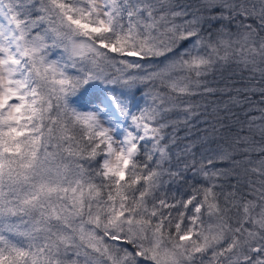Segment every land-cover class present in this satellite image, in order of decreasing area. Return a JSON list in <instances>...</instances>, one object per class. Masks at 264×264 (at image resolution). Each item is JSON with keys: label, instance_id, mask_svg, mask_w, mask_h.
I'll return each mask as SVG.
<instances>
[{"label": "snow or ice", "instance_id": "obj_1", "mask_svg": "<svg viewBox=\"0 0 264 264\" xmlns=\"http://www.w3.org/2000/svg\"><path fill=\"white\" fill-rule=\"evenodd\" d=\"M229 59L264 80V0H0V264H264V115L174 169L164 131Z\"/></svg>", "mask_w": 264, "mask_h": 264}, {"label": "trees", "instance_id": "obj_2", "mask_svg": "<svg viewBox=\"0 0 264 264\" xmlns=\"http://www.w3.org/2000/svg\"><path fill=\"white\" fill-rule=\"evenodd\" d=\"M177 2L195 3V0H177ZM68 71L75 73L74 69ZM108 71L110 75H116L115 68L110 67ZM206 80L207 86L213 89V92H201L198 95L184 98L200 105L198 110L194 109L198 114L192 116L187 124L182 119L184 115L182 109L167 113L171 120L176 121L164 130L169 134L167 140L171 141L168 146L171 151L173 169L178 158L190 160L192 155H195L199 160L201 156L207 157L220 147L235 143L240 137L260 140L259 128L255 127L262 123L260 117L264 115L260 111L264 108V103H261V93L258 91L264 87V80L261 79L260 73L252 72L250 68L245 70L242 64L229 59L227 62H221L216 70L206 77ZM102 87L115 89L117 92L120 90L116 85H103L97 82L96 89ZM233 97H236L239 102L233 101L231 99ZM245 97L248 99L245 100ZM133 103H143L140 92L135 94ZM205 107H207V113L204 111ZM253 117L256 119L253 120ZM186 148H190V152L185 153ZM242 155L238 153L237 159H241ZM252 156L255 158L256 153ZM165 167H168L167 163ZM217 167L228 169L231 166L218 162ZM247 179L243 167H236L234 173L229 171L225 177L221 178L223 191L225 193L232 191L233 185L243 191L246 188ZM164 180L168 181L167 175L164 176ZM203 183L201 176L193 178V173L189 171L187 183L184 181L165 183L161 194L167 193L168 199L181 196L186 199L192 193L190 185L198 186ZM220 199L223 203L224 196L221 195Z\"/></svg>", "mask_w": 264, "mask_h": 264}, {"label": "rangeland", "instance_id": "obj_3", "mask_svg": "<svg viewBox=\"0 0 264 264\" xmlns=\"http://www.w3.org/2000/svg\"><path fill=\"white\" fill-rule=\"evenodd\" d=\"M129 59H131V58H136V57H128ZM103 88H105V87H102V88H98V89H95V90H93L94 91V93L96 94V95H101L102 93H101V89H103ZM135 104V103H134Z\"/></svg>", "mask_w": 264, "mask_h": 264}, {"label": "water", "instance_id": "obj_4", "mask_svg": "<svg viewBox=\"0 0 264 264\" xmlns=\"http://www.w3.org/2000/svg\"><path fill=\"white\" fill-rule=\"evenodd\" d=\"M129 59V58H128Z\"/></svg>", "mask_w": 264, "mask_h": 264}]
</instances>
